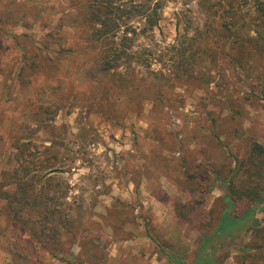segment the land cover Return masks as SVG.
I'll return each mask as SVG.
<instances>
[{
    "label": "rangeland",
    "instance_id": "rangeland-1",
    "mask_svg": "<svg viewBox=\"0 0 264 264\" xmlns=\"http://www.w3.org/2000/svg\"><path fill=\"white\" fill-rule=\"evenodd\" d=\"M256 2L164 0L145 43L151 67L128 84L90 72L81 0H0V264H264V248L243 256L249 220L219 229L223 215L247 209L227 207L226 185L248 145L264 144V57L237 52L218 28L231 21L254 35ZM183 33L202 57L192 77L157 93L155 73L174 79ZM234 55L250 67L234 66ZM36 198L73 214L72 231L50 221L59 236L43 243Z\"/></svg>",
    "mask_w": 264,
    "mask_h": 264
},
{
    "label": "trees",
    "instance_id": "trees-1",
    "mask_svg": "<svg viewBox=\"0 0 264 264\" xmlns=\"http://www.w3.org/2000/svg\"><path fill=\"white\" fill-rule=\"evenodd\" d=\"M80 5L86 6L87 23H89V38L91 39L88 50L93 55L95 64L91 66V73H107L118 72L122 76V81L129 84L132 75H135L139 67H151V62H148L150 56L153 54L151 46H147L146 40L150 32L159 24L161 19L160 11L164 6V0H81ZM233 18L242 19L241 14L235 10L231 12ZM254 32L255 34H242L234 22H223L221 28H218V36L224 38H232V48L237 52H245L253 56L260 55L264 57V0H257L254 10ZM210 24V23H208ZM203 32V31H202ZM201 36V35H200ZM187 34L183 33L177 39L176 44L172 46L174 50V59L169 64V70L173 72L174 79L170 74H163L160 71L155 73L159 82L157 83V93L163 90L166 85L176 84V81H187L192 77V69L194 65L199 63L202 57L197 49H191L192 41L195 37L186 41ZM144 41H140V39ZM235 44V45H234ZM139 46L140 50L136 49ZM204 52L203 50H200ZM155 54V53H154ZM234 64L241 67L244 71L250 64L246 60H242L234 55ZM160 73V74H159ZM159 74V75H158ZM203 81L205 83L211 82L213 74L211 72L203 73ZM143 78V77H142ZM141 78V79H142ZM257 80L263 82L264 89V70H260L257 74ZM134 82V81H133ZM160 83V84H159ZM170 85V86H171ZM23 171V168H21ZM58 170L51 169L48 173H53ZM30 171L27 167L24 168V173L21 180L26 179ZM52 179V176H49ZM23 181V182H24ZM23 184H26L24 182ZM228 190L227 207L235 204L237 201H246L247 209L244 211L242 218L238 219L237 216L228 215L227 213L221 218L219 229L228 231L231 228L240 227L241 224L250 221L251 224L248 231H252L253 239L248 244H244L241 248L245 257L253 255L252 249L264 248L263 242H256L255 237L262 240L264 238V218L261 219L256 215L259 209L264 208V144L256 140L248 145L246 157L239 160L236 168L232 172L231 178L226 185ZM27 190L28 188L25 187ZM23 189L20 185L19 193ZM42 195L43 192H41ZM37 199V198H36ZM39 204L44 208L45 213H41L39 218L33 222L36 226V231L39 233V239L46 244V242L53 241L59 236V230H52L46 226L50 221L56 220L58 225L63 230L71 229L72 220L69 219L65 213L59 210H46L48 207L46 202L42 199H37ZM49 209V207H48ZM20 210H24L21 208ZM253 217V218H252ZM25 222L31 223V220L26 218ZM34 233V232H33ZM36 235V233H34ZM42 237V238H40ZM255 250V251H256ZM258 259L264 260V253L257 254ZM68 260L66 258H63Z\"/></svg>",
    "mask_w": 264,
    "mask_h": 264
}]
</instances>
